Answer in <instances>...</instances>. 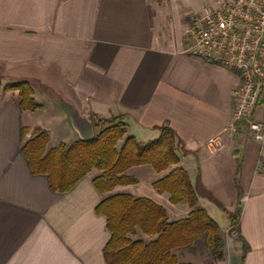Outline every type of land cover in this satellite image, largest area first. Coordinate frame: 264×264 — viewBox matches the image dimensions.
Returning a JSON list of instances; mask_svg holds the SVG:
<instances>
[{"label": "crops", "instance_id": "crops-1", "mask_svg": "<svg viewBox=\"0 0 264 264\" xmlns=\"http://www.w3.org/2000/svg\"><path fill=\"white\" fill-rule=\"evenodd\" d=\"M224 1L0 0V75L41 85L35 112L22 109L18 92L0 91V264H107L111 234L97 213L105 200L93 183L98 172L61 194L22 153L36 131L49 137L46 154L83 141L66 106L84 132L95 129V118L122 122L119 149L128 138L150 144L170 127L197 206L218 225L217 210L230 221L227 239L220 228L218 264H264V147L246 125L234 129L239 76L188 52L193 18ZM218 136L224 149L214 156L206 144ZM172 170L128 173L146 180L140 197L177 221L190 206L153 188ZM235 214L237 240L228 236Z\"/></svg>", "mask_w": 264, "mask_h": 264}, {"label": "trees", "instance_id": "trees-1", "mask_svg": "<svg viewBox=\"0 0 264 264\" xmlns=\"http://www.w3.org/2000/svg\"><path fill=\"white\" fill-rule=\"evenodd\" d=\"M2 85L0 83V90ZM4 90L18 91L24 111L39 108L33 100V91L27 83L11 85ZM27 130H23L25 135ZM96 137L79 141L71 147L60 145L46 154L49 143L47 133L36 131V137L24 146L22 153L35 174L47 175L51 187L61 194L70 192L93 170L102 175L94 180L100 194L117 187L136 184V180L121 176L131 168L149 165L157 174L175 169L153 184L159 194L170 195L173 205L187 204L192 211L186 219L170 221L166 210L148 199H134L129 195H115L105 199L97 213L107 218L110 241L104 249L107 264H180L174 250L187 249L204 242L210 251L213 264L225 257V242L219 225L201 207L197 206V192L187 172L178 167L180 159L174 131L161 128L158 140L140 145L128 138L122 149L117 144L125 137V125L118 119L95 118ZM239 215L231 216L232 231ZM140 230L143 235L155 237L149 244L132 241L128 235ZM248 251L244 247V253Z\"/></svg>", "mask_w": 264, "mask_h": 264}, {"label": "built area", "instance_id": "built-area-1", "mask_svg": "<svg viewBox=\"0 0 264 264\" xmlns=\"http://www.w3.org/2000/svg\"><path fill=\"white\" fill-rule=\"evenodd\" d=\"M188 52L237 72L234 124L246 125L264 147V0H229L206 8L193 18ZM206 146L214 156L224 149L219 136Z\"/></svg>", "mask_w": 264, "mask_h": 264}, {"label": "rangeland", "instance_id": "rangeland-1", "mask_svg": "<svg viewBox=\"0 0 264 264\" xmlns=\"http://www.w3.org/2000/svg\"><path fill=\"white\" fill-rule=\"evenodd\" d=\"M3 78L4 76L3 75H0V83L2 85V89H4L5 87L7 86H11V85H17V84H23V83H27L28 86L32 89L33 91V95H34V90L35 89H40V84L39 83H30V82H27V81H24V80H19V81H3ZM0 90V91H1ZM9 91H12V90H9ZM18 92V91H16ZM19 93V92H18ZM33 98V97H32ZM34 100V99H33ZM35 101V100H34ZM239 124H235V127L234 129L238 132L239 130ZM36 134V132L34 133V135ZM36 137V136H35ZM120 144L118 143L117 144V150L120 151L122 148H120ZM146 166H149V165H146ZM141 167H144V166H141ZM151 167V166H150ZM137 168V167H136ZM133 169V168H131ZM131 169H129L127 172H125L124 174H122L121 176H127V177H130L134 180H136V184L134 185H128V186H122V187H125V188H120L119 190H116L117 188H115L112 192H109V193H105L103 195H105V199H108L112 196H115V195H129L131 197H133L134 199H148V198H143V197H140L138 194L141 193V191L146 188V180H143L142 183L143 185H141V182L139 181V179L136 178V176L134 175H131L132 172L128 173ZM153 169V168H152ZM171 169H175L174 167L170 168L168 171H170ZM172 170V171H173ZM171 171V172H172ZM98 172V177H100L102 175L101 172L97 171V170H93L92 172H90L89 174L91 173H96ZM170 172V173H171ZM165 173V172H164ZM169 173V174H170ZM97 174V173H96ZM139 174H137L138 176ZM160 175V174H159ZM96 177V178H98ZM140 183V185H138ZM144 186V187H143ZM154 188V187H153ZM141 190V191H140ZM155 190V189H154ZM156 191V190H155ZM165 194V193H164ZM169 195V194H168ZM170 196V195H169ZM150 200V199H148ZM151 202H153L152 200H150ZM154 203V202H153ZM156 204V203H155ZM158 205V204H157ZM160 206V205H159ZM162 207V206H161ZM164 208V207H163ZM165 209V208H164ZM166 210V209H165ZM167 212V210H166ZM217 214H216V221L219 223V226L222 230L223 233H225V231L229 228V223L230 221L227 219V217H225V215H223V212L220 211V210H217L216 211ZM190 214V213H189ZM167 216H168V212H167ZM189 216V215H188ZM187 216V217H188ZM169 219V217H168ZM183 219H186V218H183ZM183 219H180V220H183ZM179 221V220H177ZM174 222V221H172ZM237 225H235V227L233 228V231H232V226L228 232V236L229 238L231 239H235L237 240ZM225 239H227V234L225 233ZM128 238L132 241H137V240H141L143 242H145L146 244H149L151 241H153L155 239V237H149V236H145L142 234V232L140 230H136V233L135 234H130L128 235ZM172 254L175 255L178 259V262L180 264H213V259H212V256H211V253L210 251L207 249V247L205 246L204 242H201L199 244H194L192 247L190 248H187V249H181V250H174L172 251Z\"/></svg>", "mask_w": 264, "mask_h": 264}, {"label": "water", "instance_id": "water-1", "mask_svg": "<svg viewBox=\"0 0 264 264\" xmlns=\"http://www.w3.org/2000/svg\"><path fill=\"white\" fill-rule=\"evenodd\" d=\"M66 108L68 109V111L70 112L71 114V118H72V121L76 127V130L77 132L80 134L81 138L84 140V141H91V140H94L95 139V129L93 126H91L90 128V131L89 132H84V130H81L79 128V124H78V116L76 114V111L73 109V108H70L68 106H66Z\"/></svg>", "mask_w": 264, "mask_h": 264}]
</instances>
